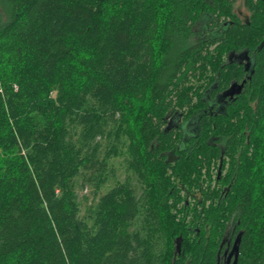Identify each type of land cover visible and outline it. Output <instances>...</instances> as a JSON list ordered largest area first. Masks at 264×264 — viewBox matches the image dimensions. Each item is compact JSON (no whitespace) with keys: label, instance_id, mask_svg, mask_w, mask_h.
Returning a JSON list of instances; mask_svg holds the SVG:
<instances>
[{"label":"trees","instance_id":"1","mask_svg":"<svg viewBox=\"0 0 264 264\" xmlns=\"http://www.w3.org/2000/svg\"><path fill=\"white\" fill-rule=\"evenodd\" d=\"M244 2L247 22L235 0H0V264H227L239 235L230 264H264V0Z\"/></svg>","mask_w":264,"mask_h":264},{"label":"rangeland","instance_id":"2","mask_svg":"<svg viewBox=\"0 0 264 264\" xmlns=\"http://www.w3.org/2000/svg\"><path fill=\"white\" fill-rule=\"evenodd\" d=\"M234 13L241 22H247L249 20V12L245 7L244 0H235ZM193 130H190V133H194L195 130L194 132ZM110 166L115 171L116 177L109 180L107 185L101 190L99 196H102L110 191L116 183L125 182L127 178L125 155H119L118 157L113 158L110 161ZM77 192L81 204V216H84L88 207L92 203L96 202V199H94V192L91 187H83L81 183L78 184Z\"/></svg>","mask_w":264,"mask_h":264},{"label":"water","instance_id":"3","mask_svg":"<svg viewBox=\"0 0 264 264\" xmlns=\"http://www.w3.org/2000/svg\"><path fill=\"white\" fill-rule=\"evenodd\" d=\"M240 242H241V235L238 236L236 242L234 243L231 256L235 255L237 257Z\"/></svg>","mask_w":264,"mask_h":264},{"label":"flooded vegetation","instance_id":"4","mask_svg":"<svg viewBox=\"0 0 264 264\" xmlns=\"http://www.w3.org/2000/svg\"><path fill=\"white\" fill-rule=\"evenodd\" d=\"M224 258L226 259L227 264H230L233 258H235V256H231V249L229 248L226 249L224 253Z\"/></svg>","mask_w":264,"mask_h":264},{"label":"bare ground","instance_id":"5","mask_svg":"<svg viewBox=\"0 0 264 264\" xmlns=\"http://www.w3.org/2000/svg\"><path fill=\"white\" fill-rule=\"evenodd\" d=\"M234 246V245H233ZM233 249V248H232ZM231 253H232V250H231ZM233 256H235V255H233ZM236 257V256H235Z\"/></svg>","mask_w":264,"mask_h":264}]
</instances>
